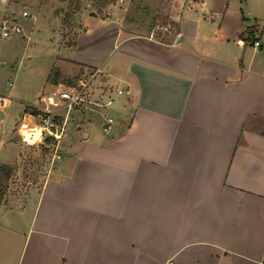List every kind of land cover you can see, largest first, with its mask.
Returning <instances> with one entry per match:
<instances>
[{"label":"crops","instance_id":"crops-1","mask_svg":"<svg viewBox=\"0 0 264 264\" xmlns=\"http://www.w3.org/2000/svg\"><path fill=\"white\" fill-rule=\"evenodd\" d=\"M243 1L116 0L97 14L80 0L56 63L97 72L89 100L112 104L90 110L114 124L99 136L80 119L39 187L7 191L0 264H264V32ZM158 20L180 38L149 40ZM46 86L21 109L0 95V164L17 163Z\"/></svg>","mask_w":264,"mask_h":264},{"label":"rangeland","instance_id":"rangeland-1","mask_svg":"<svg viewBox=\"0 0 264 264\" xmlns=\"http://www.w3.org/2000/svg\"><path fill=\"white\" fill-rule=\"evenodd\" d=\"M36 1L42 4V9L38 12L33 9ZM64 1L20 0V2L8 3L6 7L0 6V18L4 13L15 15L16 24L24 34H29L28 38L25 39L0 38V95L12 96L17 109H21L24 104L33 103L38 92L49 90L48 86L43 88V84L54 63L68 81H74L82 74L81 70L71 67L66 60L56 63L57 58H70L66 50L71 49L74 40L73 20L71 19L66 24H63V19L61 21V17L66 11ZM133 3L135 6L136 2ZM84 4H87V0H84ZM242 8L246 17H248L247 12L249 10L255 14V18L250 20V25L256 24L257 31L259 33L264 32V0H244ZM23 10L30 12L31 18H21ZM157 22L164 23L165 21H155L151 27ZM262 48H264V36H262ZM110 90V96L115 97V88ZM90 109L96 110L98 108L90 106L83 112V109L80 110L79 117L72 116V118L67 119L61 138L62 142L79 134H75L73 127L81 120H84L81 123L83 131L90 130L96 135H103L101 119ZM107 110L111 111L110 109ZM30 111L27 110V113ZM64 113V111L60 112L61 119L64 118ZM23 134L26 135L24 131ZM15 140L19 144L20 152L19 159L13 167V175L9 181L8 190L10 189L12 192L13 189L17 188L39 187L46 179L51 167L53 165L58 166L60 163L59 160H53L55 143L30 145L20 136H16ZM59 145L56 151L61 157Z\"/></svg>","mask_w":264,"mask_h":264},{"label":"built area","instance_id":"built-area-1","mask_svg":"<svg viewBox=\"0 0 264 264\" xmlns=\"http://www.w3.org/2000/svg\"><path fill=\"white\" fill-rule=\"evenodd\" d=\"M23 18H27V12L22 13ZM169 33H176V37L180 38L174 24L170 20H165L164 23H155L149 31L147 38L149 40H157ZM21 34V28L13 21H4L0 25V37L3 39L11 38ZM254 47H258L259 43L254 42ZM97 72L86 70L79 75L75 82L70 85H57L54 90L47 95H42L39 102L43 107L37 111L38 114L33 116L34 124L22 123L19 127V136L30 145L55 143V152L53 160H59L60 156L56 151L63 132L65 130L66 121L71 118L73 112L82 110L85 105H90L98 108L110 106L112 101L108 100L104 105L89 100V91L91 84L94 81ZM117 96H129V91L115 89ZM64 111V118L61 119L60 112ZM114 121L111 117L103 116L102 132L109 135ZM23 131L26 133L23 134Z\"/></svg>","mask_w":264,"mask_h":264},{"label":"trees","instance_id":"trees-1","mask_svg":"<svg viewBox=\"0 0 264 264\" xmlns=\"http://www.w3.org/2000/svg\"><path fill=\"white\" fill-rule=\"evenodd\" d=\"M66 2H67V8L63 16V24L68 23L72 19L74 13L78 12L80 9V0H66ZM115 2L116 0H92V5L96 13L100 14L101 10H103L106 6L113 4ZM74 81H68L67 79H65L61 74L60 70L56 66H52L46 77V83L52 86H57V85L70 86L73 84ZM29 114L36 116L38 112L35 110H31ZM47 142H49V140H47ZM12 175H13V169L10 166L0 164V203L3 202L7 194L8 184Z\"/></svg>","mask_w":264,"mask_h":264}]
</instances>
